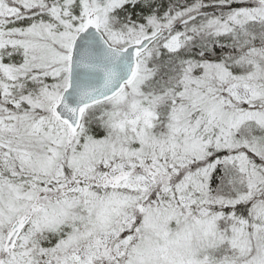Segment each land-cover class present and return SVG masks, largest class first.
Returning a JSON list of instances; mask_svg holds the SVG:
<instances>
[{
	"label": "snow or ice",
	"instance_id": "snow-or-ice-1",
	"mask_svg": "<svg viewBox=\"0 0 264 264\" xmlns=\"http://www.w3.org/2000/svg\"><path fill=\"white\" fill-rule=\"evenodd\" d=\"M0 264H264V0H0Z\"/></svg>",
	"mask_w": 264,
	"mask_h": 264
}]
</instances>
